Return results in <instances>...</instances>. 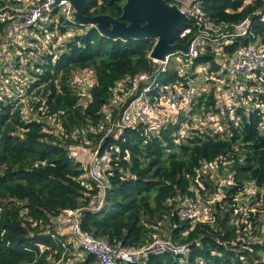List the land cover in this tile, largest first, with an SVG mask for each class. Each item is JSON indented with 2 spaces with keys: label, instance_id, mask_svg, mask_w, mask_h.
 <instances>
[{
  "label": "trees",
  "instance_id": "obj_1",
  "mask_svg": "<svg viewBox=\"0 0 264 264\" xmlns=\"http://www.w3.org/2000/svg\"><path fill=\"white\" fill-rule=\"evenodd\" d=\"M88 1V15L114 18L120 16L124 2ZM203 9L217 24L232 26L250 20L251 35L231 39L222 51L227 56L252 39L264 42V0H206ZM60 22L46 31L34 28L44 40L26 37L29 47L19 49L21 53L44 48L43 64H35V72H29L24 80L28 85L25 93L37 100L29 105L28 113L24 116L17 106L23 96L19 93L0 100V264H97L92 255L68 242L70 226L53 228L57 218L76 211L80 212L82 232L114 248H147L157 237L156 229L165 226L167 241L187 246L183 256L147 254L133 264H264L262 215L258 210L238 211L237 200L250 185L257 199L264 189V96L258 91L264 87V70L249 79L225 78V84H219L222 90L232 92L230 96L243 92L244 100L230 110L226 98L217 92L220 90L212 87L191 103L187 116L180 118L183 126L162 128L155 136L141 126L124 130L117 139L105 136L104 131L92 134L90 127L106 124L103 109L114 98L117 83L150 70L146 56L154 42L113 40L83 25L70 34L66 29L69 24L60 26ZM215 59L218 57L207 47L192 68L207 63V73H216L221 65ZM19 62L18 55L10 66H15L12 72L19 69ZM79 71H90L95 77L87 88V102L71 82ZM177 77V72L170 70L162 81ZM195 111L217 115L214 127L219 128H190L186 117ZM116 115L113 111L110 120ZM84 129L95 147L103 139L99 154L110 146L118 150H112L106 172L110 188L98 213L87 209L97 194L95 183L81 178L82 165L70 158L67 150L81 144L78 131ZM182 130L188 134L181 135ZM210 166L222 180L230 176L231 182L220 188L216 181L205 180L212 175L206 171ZM216 195L218 199L210 207L212 215L206 216L205 222L190 225L179 219L177 210L184 199L206 205ZM78 256L82 257L75 258Z\"/></svg>",
  "mask_w": 264,
  "mask_h": 264
},
{
  "label": "built area",
  "instance_id": "obj_2",
  "mask_svg": "<svg viewBox=\"0 0 264 264\" xmlns=\"http://www.w3.org/2000/svg\"><path fill=\"white\" fill-rule=\"evenodd\" d=\"M165 1L170 5H175L187 17V23L174 35L173 44L182 45L190 39L188 52L182 54L178 51L175 54L166 55L163 60H157L150 58V51L146 56L151 67L149 71L139 72L132 78L117 83L114 90V93L117 92L114 96L117 99V107L113 110L117 112V115L111 123V131L116 135L115 137L111 136L115 139L120 137L124 130L135 129L139 126L144 127L150 136L158 135L162 128L168 126L178 124L183 126L180 123V118L187 116L185 108L191 110V103L205 93L203 92L204 88L201 87L202 83L198 86L195 85L194 73H187L185 67L188 60L194 61L207 47L210 48L211 53L217 55L218 59L214 61L221 65V70L211 74H208L206 70V82L210 84L208 80L214 81V84L218 86L216 89L220 91L222 89L219 84H225V78L244 77L249 79L255 72L264 70V42L259 39H252L248 43L240 45L230 56L222 52L224 47L232 43L231 39H245L251 35L249 34V19L232 26L225 23L217 24L203 9V3L206 0ZM54 2V0H0V25L2 26L0 52L9 53L12 49H17L19 55V49L26 48L22 42L24 33L34 28L38 31H46V28L51 24L57 26L60 20L62 21L60 26L65 24L72 26L74 22L71 16V4L66 0H60L53 6ZM255 14L260 13L256 12ZM67 32L71 34L74 29L70 28ZM213 46H216L214 48L219 47V52L213 51ZM17 54L15 56H18ZM175 55L181 56L180 61L171 59ZM170 70L176 71L178 77L167 82L162 81L163 74ZM83 74L86 76L87 72H83ZM90 77L89 85H93L95 77L92 73ZM85 79L87 80L88 77ZM231 96L228 94V98ZM225 105L228 110L234 108L228 106V103ZM209 115L212 116L211 121L214 123L210 126L201 123V127L197 129L219 128L214 127L217 126V115L212 113ZM183 134L185 131L182 130L181 135ZM108 135L110 134H105V136ZM102 141L103 139L100 140L97 150L92 154L93 158L89 162L78 158V155L85 150L81 151L74 145L67 147L69 157L82 165L84 175L81 178L90 179L95 183L97 194L87 207L93 213L100 212L104 207L105 191L110 188L106 172L109 170L112 150L118 151L114 146H110L102 154H99ZM230 179H227L226 184L231 182ZM219 192L221 193V191ZM217 199L216 195L206 205H198L193 198L184 199L177 210V215L181 221H189L190 225L203 223L206 216L212 215L210 207ZM79 213V211L66 213L72 219L66 235H69L68 239L75 242H73V246L76 249L83 251L84 254L92 255L97 264H133L146 257L147 254L163 252H169L174 256L186 254L187 246H176L169 241L160 240H155L150 246L143 249L111 247L105 241L80 230ZM62 234L64 233L59 235Z\"/></svg>",
  "mask_w": 264,
  "mask_h": 264
},
{
  "label": "rangeland",
  "instance_id": "obj_3",
  "mask_svg": "<svg viewBox=\"0 0 264 264\" xmlns=\"http://www.w3.org/2000/svg\"><path fill=\"white\" fill-rule=\"evenodd\" d=\"M5 1H7V0H5ZM83 27L86 29L88 26H83ZM70 28H73L74 31H76V29L78 27L75 24H73L72 26H70V25L66 26L67 30H69ZM26 37H28V38H40L41 40H44V37L39 35L38 33H36L34 30L26 31L23 35V38H22V42H23L25 47H29V44L26 42ZM48 38L49 39L53 38V34L50 33ZM54 41H57V40L54 39ZM216 46H213L212 50L219 52L218 51L219 47L214 48ZM33 47H35V46H33ZM37 49L38 50L34 51V52H27V51L21 52L19 54V61H20L18 64L19 69H17L14 72H12V71L14 70L15 66L10 68V62H11V60L16 58L15 54L18 53V50L12 49L9 53H4L2 51L0 52V76L3 77V79L0 77V100L1 99L4 100V99L9 98L11 96L17 97V93H19L20 95H23V96H20V98H19L20 100L17 103V106H21V110L23 111L24 116H25L24 112L28 113V111H29V105H31V104H33V102L37 101L33 98L31 93H30V95L25 93V90L27 89L28 85H25V83H24L25 77L27 80L29 72L31 74L35 72V70H36L35 64H43L42 60H40V57H41V51H44V48H40V46H38ZM50 49L51 48L49 45H45V50L50 51ZM217 52H215V53H217ZM59 53H60L59 51H54V54L56 56L59 55ZM214 55L217 57L216 54H214ZM171 59L173 61H180L181 56L175 55ZM192 62H193L192 60L187 61V65L185 67V70L189 74L194 73V77H195L194 84L198 86L200 83H202L201 87L204 88L203 92H205V94H208L212 87H214L216 89L218 87L217 84H208L206 82V79H207L206 70L209 67V65L207 63H202V64H198L196 67L192 68ZM5 71H7L10 74H5ZM27 71H28V73H27ZM82 73H83L82 71L75 72L74 76L71 79V82H74L75 87L82 93L83 96H85V101L87 102V100H88L87 95H89V91L87 90V88H88L89 83L91 82L90 76H91L92 72L88 71L86 76L84 74L82 75ZM86 77H88L87 80L85 79ZM1 81H4V82H1ZM258 89H259L258 91H260L262 93V95L264 96V87L260 86ZM116 93L117 92H115L114 95ZM228 93L230 94L232 92L231 91L225 92L224 90H221L219 92V95H221L222 98H226L224 100V103H228V106H230V107L235 108L239 104V102L244 100L242 91H238L237 93H235L230 98H228ZM116 107H117V99L114 98L111 101V105L107 106L105 108V110L103 109L104 114H105L106 124L104 125L103 123H101V124H99V126H97L95 128L90 127L88 129L89 133L97 134L100 131H104L105 134L114 135V137H115L116 136L115 132L111 131L112 120H110V117L113 113V110H115ZM184 111H186L185 114L187 115L190 110H189V108H185ZM183 117L184 116H182V118ZM211 117L212 116L209 114H206V113L203 114L202 112L199 113V112L195 111L194 114L190 118L186 117V122L187 121L190 122V124H191L190 128L197 129V128L201 127V123L205 126H210L211 124H213L214 121H211L212 120ZM53 123L54 122H52V124ZM78 133H79V137H81V144L74 145V147H76L77 149H80L81 151L85 150L83 153H80L78 155V158H81L84 161L89 162L91 160V158H93L92 154L97 150V146L95 147L94 139L88 138L87 131L85 129L82 131H78ZM187 134H188V132H185L184 135H187ZM206 171L207 172L209 171L210 173H212V175L207 176L205 178V180H207L209 178L210 180L216 181L220 188L224 184L226 185L227 180H222L220 178V175L217 173L214 166L208 167V170H206ZM228 178H230V176H228ZM245 195H247V197ZM255 195H256L255 189L252 187V185H250L246 189L245 194L240 195L239 198L237 199L239 202L238 211H242L243 213H247L249 211L254 212L255 210H258L260 212V215H262V219H263V223H264V189L261 190V194H260V197L258 199L255 197ZM181 203H182V201H181ZM63 215L55 220L56 224H54L53 228L56 231H57L58 227H60L61 229H63V228L68 229V227L70 226V222L72 220L71 217L68 216L67 214H63ZM244 219H245V217H244ZM167 228H168V226H165L162 228L161 227L157 228L156 229L157 237L155 240L167 241V239H166ZM250 239H254V238L251 237ZM68 242H72V240L68 239ZM80 257H82V256H80ZM80 257L78 256L75 258L79 259ZM262 259L264 261V255H263Z\"/></svg>",
  "mask_w": 264,
  "mask_h": 264
},
{
  "label": "water",
  "instance_id": "obj_4",
  "mask_svg": "<svg viewBox=\"0 0 264 264\" xmlns=\"http://www.w3.org/2000/svg\"><path fill=\"white\" fill-rule=\"evenodd\" d=\"M53 6L60 1L54 0ZM72 6L75 25L94 27L101 35L113 40H151L150 58L163 60L178 51L188 52L185 44H173L174 35L187 23V17L175 5L165 0H124L121 14L114 18L106 14L88 15V0H66Z\"/></svg>",
  "mask_w": 264,
  "mask_h": 264
},
{
  "label": "clouds",
  "instance_id": "obj_5",
  "mask_svg": "<svg viewBox=\"0 0 264 264\" xmlns=\"http://www.w3.org/2000/svg\"><path fill=\"white\" fill-rule=\"evenodd\" d=\"M113 137V136H112ZM114 138V137H113ZM115 139V138H114Z\"/></svg>",
  "mask_w": 264,
  "mask_h": 264
}]
</instances>
